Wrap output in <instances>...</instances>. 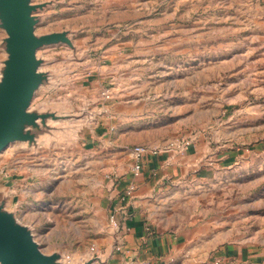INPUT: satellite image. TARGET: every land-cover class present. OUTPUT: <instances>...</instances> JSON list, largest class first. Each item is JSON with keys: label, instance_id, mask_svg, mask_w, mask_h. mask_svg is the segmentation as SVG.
<instances>
[{"label": "rangeland", "instance_id": "374dc122", "mask_svg": "<svg viewBox=\"0 0 264 264\" xmlns=\"http://www.w3.org/2000/svg\"><path fill=\"white\" fill-rule=\"evenodd\" d=\"M31 4L36 36L64 34L68 41L38 50L42 83L29 110L38 120L25 127L33 140L0 153V174L13 194L9 209L60 264L99 257L91 248L99 252L111 233L96 185L105 174L91 172L85 153L107 129L112 106L155 111L159 117L144 128L162 135L205 131L214 139L264 146V0ZM6 38L0 27V83ZM180 141L189 142L186 149L192 144ZM176 142L173 150L182 151ZM251 226L254 264H264V215Z\"/></svg>", "mask_w": 264, "mask_h": 264}, {"label": "crops", "instance_id": "0c3cea01", "mask_svg": "<svg viewBox=\"0 0 264 264\" xmlns=\"http://www.w3.org/2000/svg\"><path fill=\"white\" fill-rule=\"evenodd\" d=\"M140 110L132 103L112 106L104 118L110 128L86 145L89 169L105 174L96 185L101 189L107 227L109 215L120 206V195L130 185L136 187L131 216L121 232L123 249L113 251L115 235L110 231L107 243L97 247L99 257L112 253L105 264L258 262L249 239L255 237L251 221L264 215V209H257L264 202V146L238 145L220 136L214 139L205 131L162 135L154 127L144 128L159 114ZM122 125L124 134L118 129ZM136 126L142 129L135 131ZM176 139L192 144L183 153L145 155L140 176H133L134 147L158 149Z\"/></svg>", "mask_w": 264, "mask_h": 264}, {"label": "water", "instance_id": "95a60500", "mask_svg": "<svg viewBox=\"0 0 264 264\" xmlns=\"http://www.w3.org/2000/svg\"><path fill=\"white\" fill-rule=\"evenodd\" d=\"M35 7L31 0H0V27L6 32L8 60L0 83V153L15 142H30L26 125L37 122L30 113L35 93L42 83L38 50L64 34L38 37L35 34ZM0 175V264H60L58 256L44 254L31 230L18 222L9 209L13 194L4 188ZM119 245L115 236L113 251ZM105 258L87 259L84 264H105ZM74 264H78L75 262Z\"/></svg>", "mask_w": 264, "mask_h": 264}, {"label": "built area", "instance_id": "2783aa9c", "mask_svg": "<svg viewBox=\"0 0 264 264\" xmlns=\"http://www.w3.org/2000/svg\"><path fill=\"white\" fill-rule=\"evenodd\" d=\"M176 143H179L181 146L180 148L182 149V153L186 151V147L189 142L187 141H178ZM175 143L171 145H165L164 147L155 149L151 146H137L133 148L132 155H133V160H134V166L132 168V174L135 178L139 177L141 172H142V159L145 155L148 154H158L162 151H172L174 148ZM114 178V177H112ZM115 178H117L115 176ZM136 187L135 185H130L119 197V203L120 206L114 209L111 214L108 217V224L110 230L113 232V234L117 235L119 239V245L116 247V251H121L123 249V245L121 243V232L123 229V226L125 222L130 218L131 213H130V203L131 200L134 197ZM91 252L93 254H98L99 252H96L95 247L91 248Z\"/></svg>", "mask_w": 264, "mask_h": 264}]
</instances>
